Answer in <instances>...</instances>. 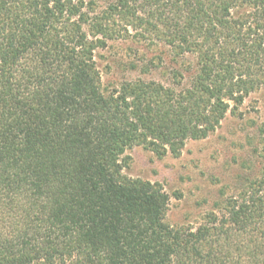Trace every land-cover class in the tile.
Here are the masks:
<instances>
[{
    "label": "trees",
    "instance_id": "1",
    "mask_svg": "<svg viewBox=\"0 0 264 264\" xmlns=\"http://www.w3.org/2000/svg\"><path fill=\"white\" fill-rule=\"evenodd\" d=\"M127 37L183 71L104 89L95 52ZM263 85L264 0H0V264H264V118L254 177L195 226L122 173L127 149L178 155Z\"/></svg>",
    "mask_w": 264,
    "mask_h": 264
},
{
    "label": "rangeland",
    "instance_id": "2",
    "mask_svg": "<svg viewBox=\"0 0 264 264\" xmlns=\"http://www.w3.org/2000/svg\"><path fill=\"white\" fill-rule=\"evenodd\" d=\"M151 57L153 64L149 63ZM175 58L163 46L128 37L110 39L95 52L104 89L137 76L169 82L174 70L184 68ZM239 111V115L228 113L207 137L187 140L178 155L157 156L142 146L123 154V175L158 182L169 194L165 221L171 226L197 225L254 177L258 127L264 118V85L244 99Z\"/></svg>",
    "mask_w": 264,
    "mask_h": 264
}]
</instances>
